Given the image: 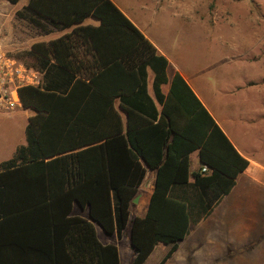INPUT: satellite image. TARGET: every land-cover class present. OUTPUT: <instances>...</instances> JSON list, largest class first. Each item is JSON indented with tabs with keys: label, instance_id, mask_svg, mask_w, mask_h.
<instances>
[{
	"label": "trees",
	"instance_id": "16d2710c",
	"mask_svg": "<svg viewBox=\"0 0 264 264\" xmlns=\"http://www.w3.org/2000/svg\"><path fill=\"white\" fill-rule=\"evenodd\" d=\"M81 1L74 12L61 4L71 22L92 14L98 30L117 28L124 41L35 42L14 55L42 79L18 89L32 112L25 144L0 162V264H118L116 246L102 244L93 223L117 239L128 223L130 264L168 245L162 264L247 165L180 75L161 94L165 59L109 0ZM78 43L92 59L76 58ZM145 67L158 110L141 96ZM194 150L200 165L189 172ZM145 168L155 171L146 211L129 217ZM74 204L88 218L71 215Z\"/></svg>",
	"mask_w": 264,
	"mask_h": 264
},
{
	"label": "crops",
	"instance_id": "0c3cea01",
	"mask_svg": "<svg viewBox=\"0 0 264 264\" xmlns=\"http://www.w3.org/2000/svg\"><path fill=\"white\" fill-rule=\"evenodd\" d=\"M28 1L17 0L15 3H10L0 0V41H16L14 45H24L26 50L32 43L55 40L124 41L122 33L117 28L107 27V29L98 30L99 20L92 14H86L79 22H71L70 18L73 13L64 10L61 4H66L67 9L72 7L74 12L76 5L79 10L83 9L80 5L81 0H33L34 10L25 9ZM109 1L153 46L156 55H161L165 59L166 64L163 70L165 82L159 84L161 94L167 93L172 75L174 73L180 75L237 153L247 161L246 167L234 178L229 192L216 202L204 218L190 225L187 234L177 241L175 250L162 264H264V153L260 150L261 147L256 145V148L252 143L247 146L239 137H231L227 128L222 125V119L215 112L208 110L210 106H206L202 90L193 80L195 77L191 76L192 71L186 70L182 64L183 59L175 53L171 41L168 43L154 40L146 25L140 22L134 15L135 13L127 6L128 3L123 0ZM137 7L141 12L152 8L144 4ZM17 13L20 14L17 15ZM0 45L3 44L0 42ZM76 45L78 48L74 51L77 59L84 58V61L87 58L92 59L89 53L84 54L80 48L81 44ZM83 70L81 67L75 68V74L78 75ZM154 77L155 74L149 67L142 70V75H140L141 96L145 102L146 99L150 100L152 106L158 110L160 106L154 100L152 89ZM21 109L25 111L24 142L16 145L14 149L25 144L24 127L27 117L32 114L29 109ZM236 120L239 121L238 118ZM199 165L197 151L194 150L188 154L189 172L198 170ZM154 176V170L145 168L144 176L130 202L135 212H131L129 217H142L145 214L154 184ZM190 179L189 181H191ZM74 205L80 211L86 209L87 214V208L80 209L76 204ZM93 225L97 224L93 223ZM94 229L97 236L96 228L94 227ZM99 229L102 234L114 237L116 241L121 239L124 232L127 237L129 233L128 223L122 230L119 239L114 233L106 234L100 227ZM108 243L116 246L119 264L117 244L115 242L102 244ZM126 246L130 250L127 259V264H130L133 250L129 245L128 238ZM167 249L168 245L155 244L142 264H158Z\"/></svg>",
	"mask_w": 264,
	"mask_h": 264
},
{
	"label": "rangeland",
	"instance_id": "374dc122",
	"mask_svg": "<svg viewBox=\"0 0 264 264\" xmlns=\"http://www.w3.org/2000/svg\"><path fill=\"white\" fill-rule=\"evenodd\" d=\"M123 1L154 40L171 41L186 70L192 71L208 110L222 119L231 137L258 145L264 153V0ZM141 4L152 8L138 11ZM0 42V49L13 56L26 50L16 41ZM24 112L16 108L0 113V161L24 142ZM133 211L130 205L129 214ZM71 214L87 216L86 209L75 205ZM94 227L100 242L117 244L119 264H127L126 232L116 241Z\"/></svg>",
	"mask_w": 264,
	"mask_h": 264
},
{
	"label": "built area",
	"instance_id": "2783aa9c",
	"mask_svg": "<svg viewBox=\"0 0 264 264\" xmlns=\"http://www.w3.org/2000/svg\"><path fill=\"white\" fill-rule=\"evenodd\" d=\"M41 76L38 69L0 49V113L21 108L18 89L40 85ZM201 171H206V167L202 166Z\"/></svg>",
	"mask_w": 264,
	"mask_h": 264
},
{
	"label": "water",
	"instance_id": "95a60500",
	"mask_svg": "<svg viewBox=\"0 0 264 264\" xmlns=\"http://www.w3.org/2000/svg\"><path fill=\"white\" fill-rule=\"evenodd\" d=\"M133 200H134V199H133ZM133 200H132V201H133Z\"/></svg>",
	"mask_w": 264,
	"mask_h": 264
}]
</instances>
